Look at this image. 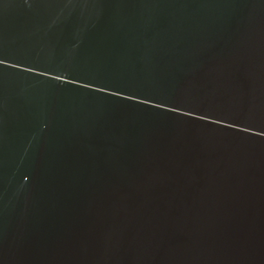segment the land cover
I'll list each match as a JSON object with an SVG mask.
<instances>
[{
    "label": "water",
    "instance_id": "obj_1",
    "mask_svg": "<svg viewBox=\"0 0 264 264\" xmlns=\"http://www.w3.org/2000/svg\"><path fill=\"white\" fill-rule=\"evenodd\" d=\"M0 264H264V0H0Z\"/></svg>",
    "mask_w": 264,
    "mask_h": 264
}]
</instances>
